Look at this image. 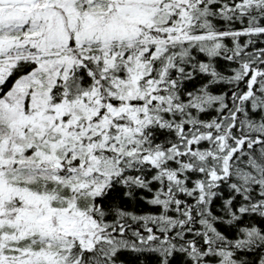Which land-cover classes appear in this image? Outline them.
Masks as SVG:
<instances>
[{
	"label": "snow or ice",
	"instance_id": "6c2138e0",
	"mask_svg": "<svg viewBox=\"0 0 264 264\" xmlns=\"http://www.w3.org/2000/svg\"><path fill=\"white\" fill-rule=\"evenodd\" d=\"M0 264H264V0H0Z\"/></svg>",
	"mask_w": 264,
	"mask_h": 264
}]
</instances>
